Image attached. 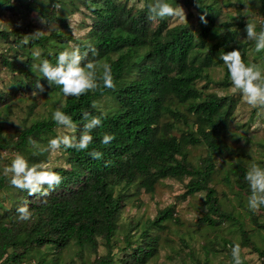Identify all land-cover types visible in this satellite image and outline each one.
I'll use <instances>...</instances> for the list:
<instances>
[{"label": "trees", "instance_id": "1", "mask_svg": "<svg viewBox=\"0 0 264 264\" xmlns=\"http://www.w3.org/2000/svg\"><path fill=\"white\" fill-rule=\"evenodd\" d=\"M50 1L54 5L58 3V0ZM177 1L194 11V25L185 22L170 26L168 18H165L158 19L156 27L151 29L150 3L147 0L139 8L129 5L128 0H80L82 6L92 13V24L83 38L70 33L67 35L62 30L34 36L29 23L12 30L0 27V39L17 45L25 57L18 65L15 57L1 53L0 64L24 77L25 83L21 82V86L25 92L33 91L38 78L32 72L31 64H39L42 59L53 64L56 62L58 53L49 48L51 36L67 46H78L81 52L90 43L97 54L89 51L87 60L96 65L98 88L80 97H66L60 86L49 85L45 78H41L45 91L40 94L59 93L64 96L66 107L62 110L77 125V137L83 130L85 111L102 118V125L92 131L93 142L88 151L62 149L65 165L53 166V169L64 179L50 195L41 197L37 193L29 196L27 191L17 189L11 207L0 215V264H64L58 261L60 252L71 244L78 248L79 264H145L157 254V231L166 228L167 221H179L174 216V206L158 210L148 221L149 227L142 228L138 236V240L144 239L142 244L134 246V239L127 233L123 237L126 245L120 248L123 250L120 258L113 252V239L125 201L132 194L153 193L159 181L166 178L188 179L178 199L204 193L207 212L198 219L200 223L219 226L228 220L236 221L234 216L221 209L216 190L211 186L217 169L215 158H222L229 150L225 133L233 118L235 99L205 92L202 89L207 85L198 87L197 82H209L207 69L218 65L225 69L220 85H230L227 68L219 53L221 49L230 51L238 48L248 63L245 53L248 44L232 43L236 34L227 30L208 46L217 27L213 14L218 8L217 2ZM14 8L10 0H0V11H13ZM25 8L49 20L57 19L41 8L29 4ZM260 12L262 20L257 24V32L264 27V0ZM201 15H204L206 23L201 21ZM58 21L62 27H68L65 18ZM245 24H238L242 33L245 32ZM229 25L224 24L223 27ZM25 40L28 43H24ZM253 43L256 42L253 40ZM37 50L41 54L40 60L33 55ZM106 64L111 67L114 89L105 88L99 79ZM10 94L0 92V105L5 106V110ZM104 96L114 99L117 104L115 110L103 112L92 107ZM59 127L52 116L34 120L10 136L4 135L0 127V156L2 150L16 151L29 164L48 163L51 151H41L46 147H33L29 141L44 143L47 135L56 137L59 134L56 131ZM175 130L179 131L178 135ZM105 133L115 137L109 145L101 144ZM198 145L205 146L206 155L197 166L187 159L186 148ZM92 150L102 152L103 157L93 159L89 155ZM246 171L240 164L233 167L239 189L251 194L245 180ZM6 186H12L10 177L0 170V190ZM132 186L135 191L130 193ZM25 201L32 213L26 222L20 221L17 213V208ZM254 222L257 227L264 228V223L260 224L256 219ZM151 229H154L153 234ZM240 236L242 245L251 246L264 264V249L255 246L243 228H240ZM99 240H102L106 253L86 263L83 250L89 247L96 253ZM126 249H131V253H126ZM49 253L51 256L47 259ZM71 263L75 264L74 261Z\"/></svg>", "mask_w": 264, "mask_h": 264}, {"label": "rangeland", "instance_id": "2", "mask_svg": "<svg viewBox=\"0 0 264 264\" xmlns=\"http://www.w3.org/2000/svg\"><path fill=\"white\" fill-rule=\"evenodd\" d=\"M10 1L11 4L15 5L13 11L4 9L0 11V27L4 30L22 28L29 23L34 32L40 30L42 34H51L54 31L62 30L67 35L70 33L76 38H83L92 24V13L82 6L80 0H58L55 5L50 0L47 4H44L43 0ZM128 1L129 5H133L135 8L141 7L145 2V0ZM215 1L218 8L213 14L216 18L217 27L213 31L214 37L208 41L207 45L209 46L227 30L234 31L236 36L232 43L241 46L248 44L245 52L248 63L259 65L264 69V51L257 52L253 40H249L246 32L242 33L238 27L240 22L246 23V20L256 24L262 20L260 6H257L256 0H247V7L240 0L235 3L233 0ZM147 2L151 4L154 0H147ZM168 2L172 3L173 6L180 5L177 0H168ZM26 4L38 9L41 8L46 14L52 13L57 19L49 20L42 17L47 22L42 23L41 16L35 11L26 9ZM182 7L185 10V18L180 16L168 18L170 26L185 22L195 24L194 11L185 6ZM74 11L77 13L73 14ZM63 18L67 20V28L59 24L58 19ZM157 23L158 18L150 19L149 27L153 29ZM224 24L230 25L223 27ZM71 47L73 46L57 42L54 36L49 39V48L55 53L59 54ZM1 53L15 57L18 65H21L25 60L17 45L6 43L3 39H0ZM206 73L209 82L199 80L197 82L198 87L206 84L207 87L203 88V91L215 92L218 95L235 99L233 118L225 133L229 150L222 158H215L217 169L213 175L211 186L216 190L221 209L234 216L236 221L228 220L219 226L200 223L198 219L207 212V206L204 204V193L199 192L188 196L186 199H178L177 196L184 191V185L188 179L181 181L166 178L159 181L153 193L132 194L125 201V206L120 214L119 228L113 239L115 243L113 252L118 258L123 255V250L120 248L126 245L123 237L127 233H130L134 239V246L142 244L144 239L138 240L142 228L149 227L148 221L155 217L158 210L172 205L175 209L174 216L179 221H167L166 228L157 231L159 235L157 254L145 264H196L197 262L200 264H233L231 247L237 243L241 246L243 264H262L261 258L251 246L242 245L240 228L247 231V235L255 246L264 249V228L257 227L254 222L256 219L258 223H264V208L261 207L257 212L249 209L248 198L250 194L239 189L238 177L233 174V167L240 164L248 169L253 163L264 167V108H253L248 105L243 95L234 88L232 83L228 86L220 85L225 74L223 66H212L207 69ZM23 78L19 73H13L0 64V92L13 93L10 94L12 96L9 99H6L7 110H5V106L0 105V127L6 136L17 133L22 127L29 125L34 120L51 117L64 101V96L59 93L33 95V91L25 92L21 86V82H24ZM32 103H35V106L31 111ZM95 105L103 112L113 111L117 108V104L111 96L99 98ZM178 126L184 127V125ZM56 131L60 134L64 133L65 129L61 126ZM174 133L178 135L179 131L175 130ZM46 138L44 143L37 144L40 147H47L49 139L54 137L47 135ZM186 149L187 159L194 165H200L206 155L205 146H187ZM2 151L0 170L4 173V168L10 166L11 160L18 153L9 150ZM64 159L61 149L58 152L50 153L48 163L52 166H61L65 165ZM222 162L223 166H220ZM6 176L10 177V174ZM134 191L135 187H130L129 192ZM16 192L17 188L13 186H6L0 190V215L11 207ZM150 233L153 234L154 229H151ZM99 241L96 253L92 252L89 247H85L83 250V258L86 263L106 253L102 240ZM77 252L76 245L71 244L60 252L58 261L64 264H72L71 262L74 261L75 264H79ZM125 252L130 254L131 249H126ZM50 256L49 253L46 258L49 259Z\"/></svg>", "mask_w": 264, "mask_h": 264}, {"label": "clouds", "instance_id": "3", "mask_svg": "<svg viewBox=\"0 0 264 264\" xmlns=\"http://www.w3.org/2000/svg\"><path fill=\"white\" fill-rule=\"evenodd\" d=\"M233 2L235 3L237 0H233ZM240 2L247 7V0H240ZM43 3L47 4L48 0H43ZM261 3L262 0H256L258 7L261 6ZM148 11L151 20L177 16L185 18L183 7L180 5L173 6L168 0H154L153 3L148 5ZM200 19L206 23L204 15H201ZM41 22L47 23L42 17ZM256 29V23L246 20L245 32L247 38L256 42L257 52L264 51V27L259 32ZM33 35H41L40 30L34 32ZM24 43H28V41L25 40ZM89 51L93 55L97 54L96 49L90 43L83 52L78 46L65 49L58 54L55 64L48 59L40 60V52L35 51L33 55L37 60H40V63L31 64L32 72L38 77L32 94L38 95L45 91L44 85L40 82L41 78H45L49 85L60 86L63 95L66 97H80L98 88L96 65L87 60ZM219 57L227 68L232 85L243 95L246 103L253 108H264V74H262L264 69L259 65L246 63L238 48L230 51L221 49ZM103 69L102 76L99 79L103 81L105 88L114 89L115 82L110 65H104ZM65 107L66 105L62 103L52 115L56 124L62 126L65 132L49 139L47 147L40 149L41 151L58 152L61 149H75L77 152H81L88 151L89 146L92 144V131L102 125L101 116L92 115L85 111L82 116L83 130L77 137V125L73 122L72 117L62 110ZM92 107L96 108L97 106L93 104ZM114 139V135L105 133L101 144L109 145ZM29 143L33 147H39L34 140H30ZM89 155L93 159L103 157V153L96 150H92ZM4 174H10V184L17 189L27 191L29 196L39 193V196L47 197L64 179L60 173L53 169L51 164L45 162L29 164L21 154L15 155L10 166L4 168ZM245 180L248 182L251 191L248 198V207L251 211L257 212L264 206V167L256 163L251 164L245 173ZM17 213L20 221L30 220L32 213L27 201L17 208ZM241 252V246L238 243L231 247L233 264H243Z\"/></svg>", "mask_w": 264, "mask_h": 264}]
</instances>
